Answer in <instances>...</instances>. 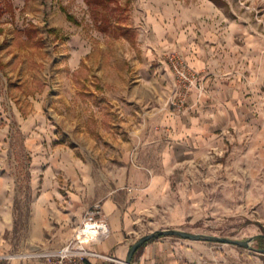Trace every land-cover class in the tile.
I'll use <instances>...</instances> for the list:
<instances>
[{
	"label": "rangeland",
	"instance_id": "rangeland-1",
	"mask_svg": "<svg viewBox=\"0 0 264 264\" xmlns=\"http://www.w3.org/2000/svg\"><path fill=\"white\" fill-rule=\"evenodd\" d=\"M179 22L245 30L264 45V0H0V156L10 186H27L28 145L35 136L45 146L48 139L71 145L79 155L82 149V156L110 154L119 139L113 148L122 164L143 106L153 113L179 109L172 104L175 85L166 62V55L179 53L165 51L156 61L148 41L157 24L176 34ZM257 103L239 129L229 126L208 149L209 221L187 231L251 238V247L262 248L264 80ZM187 107L188 101L181 109ZM138 109L141 115L134 116ZM28 121V129L22 128ZM129 151L134 155L137 147ZM259 257L264 261V254Z\"/></svg>",
	"mask_w": 264,
	"mask_h": 264
},
{
	"label": "crops",
	"instance_id": "crops-1",
	"mask_svg": "<svg viewBox=\"0 0 264 264\" xmlns=\"http://www.w3.org/2000/svg\"><path fill=\"white\" fill-rule=\"evenodd\" d=\"M222 31L179 22V33L157 24L148 34L152 59L178 52L203 74V82L192 91L186 109L153 113L150 106L141 108L143 117L133 119L134 135L125 144L122 164L113 148L119 147V139L110 154L82 156V149L76 154L68 144L52 145L46 139L45 146L38 135L28 145L27 186L20 190L10 186L9 169L0 156V255L59 248L94 204L101 207L109 235L88 247L119 262L91 257L90 264H125L132 244L143 235L196 230L208 223L206 153L218 134L232 125L239 129L249 108L257 107L264 80L263 38L254 40L245 30ZM135 111L134 116L141 115L140 109ZM132 146L137 147L134 155ZM226 245L162 235L143 243L131 264H264L260 252ZM0 264L49 262L14 258L0 259Z\"/></svg>",
	"mask_w": 264,
	"mask_h": 264
},
{
	"label": "built area",
	"instance_id": "built-area-1",
	"mask_svg": "<svg viewBox=\"0 0 264 264\" xmlns=\"http://www.w3.org/2000/svg\"><path fill=\"white\" fill-rule=\"evenodd\" d=\"M166 62L174 78L175 92L172 104L183 108L192 91L203 82V76L186 62L181 54L166 55ZM109 235V228L99 204H94L85 213L82 222L74 226L73 236L62 246L52 250L11 252L0 259L44 258L49 264H90L88 258L96 257L119 262L113 256L101 254L88 247L89 243Z\"/></svg>",
	"mask_w": 264,
	"mask_h": 264
},
{
	"label": "water",
	"instance_id": "water-1",
	"mask_svg": "<svg viewBox=\"0 0 264 264\" xmlns=\"http://www.w3.org/2000/svg\"><path fill=\"white\" fill-rule=\"evenodd\" d=\"M162 235H173V236H180V237H183L186 239H192V240L217 241V242H222V243L234 244V245L244 246L246 248L254 249L255 251H258L264 254V248L259 249V248H253L250 246L249 243L252 240L251 238L245 239V240H238V239H232V238L198 234V233H193V232L184 231V230L165 229V230H159V231H155V232L141 236L135 243L132 244L128 252L125 264H131V259H132L133 254L143 243H145L146 241L154 237H158Z\"/></svg>",
	"mask_w": 264,
	"mask_h": 264
},
{
	"label": "trees",
	"instance_id": "trees-1",
	"mask_svg": "<svg viewBox=\"0 0 264 264\" xmlns=\"http://www.w3.org/2000/svg\"><path fill=\"white\" fill-rule=\"evenodd\" d=\"M258 240H260V244L262 246V248H264V235H260L257 237ZM261 249V248H259Z\"/></svg>",
	"mask_w": 264,
	"mask_h": 264
}]
</instances>
